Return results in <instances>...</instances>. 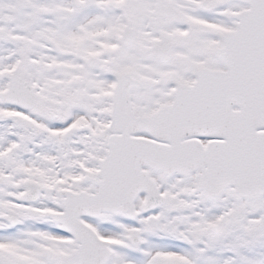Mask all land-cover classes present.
I'll return each instance as SVG.
<instances>
[{
    "label": "snow or ice",
    "instance_id": "6c2138e0",
    "mask_svg": "<svg viewBox=\"0 0 264 264\" xmlns=\"http://www.w3.org/2000/svg\"><path fill=\"white\" fill-rule=\"evenodd\" d=\"M0 264H264V0H0Z\"/></svg>",
    "mask_w": 264,
    "mask_h": 264
}]
</instances>
